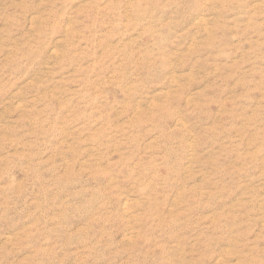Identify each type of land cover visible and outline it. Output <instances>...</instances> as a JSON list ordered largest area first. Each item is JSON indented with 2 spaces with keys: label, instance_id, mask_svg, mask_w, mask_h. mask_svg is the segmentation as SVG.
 <instances>
[{
  "label": "rangeland",
  "instance_id": "rangeland-1",
  "mask_svg": "<svg viewBox=\"0 0 264 264\" xmlns=\"http://www.w3.org/2000/svg\"><path fill=\"white\" fill-rule=\"evenodd\" d=\"M0 264H264V0H0Z\"/></svg>",
  "mask_w": 264,
  "mask_h": 264
}]
</instances>
